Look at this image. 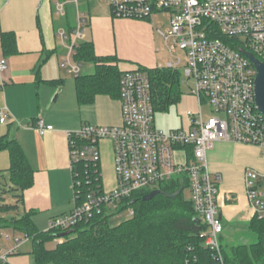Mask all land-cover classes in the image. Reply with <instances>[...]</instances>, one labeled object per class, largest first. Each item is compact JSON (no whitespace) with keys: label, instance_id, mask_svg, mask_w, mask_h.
<instances>
[{"label":"built area","instance_id":"2783aa9c","mask_svg":"<svg viewBox=\"0 0 264 264\" xmlns=\"http://www.w3.org/2000/svg\"><path fill=\"white\" fill-rule=\"evenodd\" d=\"M100 1L110 6L114 17L146 19L155 12L168 14V25L157 29L167 47L168 59L157 67L181 71L180 83L197 96L198 111H187L186 129L158 130L148 74L138 67L123 71L119 80L122 123H84L66 132L72 188L83 185L75 169L78 162L99 170V143L103 140L112 145L115 184L108 189L103 182L90 186L84 200L74 203L69 212L51 218L48 228H72L101 213L103 207L116 208L136 191L185 174L189 199L206 224L203 245L210 252L212 264H226L218 204L221 175L210 171L207 153L216 142H237L257 146L264 159V116L256 107L254 92L256 68L246 54L264 61V0ZM55 10L63 14L65 2H56ZM78 19L70 34L66 29L56 32L66 48L60 65L74 77L81 72V63L74 55L85 26L83 16ZM7 69L6 58L0 57V76ZM204 103L209 107L208 114L203 113ZM10 118L7 106L0 104V125ZM34 127L41 135L53 130L42 119H37ZM188 146L192 148L190 159L184 149ZM243 183L253 217L264 219V172L246 167ZM3 235L0 228V263H8L22 239L15 238L11 245L4 246Z\"/></svg>","mask_w":264,"mask_h":264},{"label":"crops","instance_id":"0c3cea01","mask_svg":"<svg viewBox=\"0 0 264 264\" xmlns=\"http://www.w3.org/2000/svg\"><path fill=\"white\" fill-rule=\"evenodd\" d=\"M60 1L65 2L63 14L55 10V3ZM80 15L85 26L79 43L92 42L97 55L115 56L122 71L159 65L162 39L157 29L168 25V14L163 12H155L146 19L114 17L110 6L100 0H0V33L11 31L17 41V52L8 56L3 55L0 41V57L8 62V69L0 76V104H5L11 115L6 124L0 125V136L15 138L33 168V185L24 191L23 202L15 213L34 211L31 218L39 230H47L51 218L74 206L66 132L77 130L84 123H122L119 99L98 95L90 104H79L74 76L60 65L66 48L56 32L76 28ZM83 68L93 70L89 63L81 64ZM37 119L51 124L53 130L41 135L34 127ZM99 151L102 182L105 188H111L115 179L110 141H101ZM101 155L109 156L112 164V171L106 175ZM8 158L7 151H0V170L7 169ZM207 161L210 171L221 175V244L235 245L229 241L238 233V239L243 241L240 243L256 242V235L247 228L253 215L245 194L243 172L246 167L264 172L260 149L251 144L219 141L208 151ZM15 238L4 234L1 243L9 246ZM8 263L29 264V258L17 249Z\"/></svg>","mask_w":264,"mask_h":264},{"label":"trees","instance_id":"16d2710c","mask_svg":"<svg viewBox=\"0 0 264 264\" xmlns=\"http://www.w3.org/2000/svg\"><path fill=\"white\" fill-rule=\"evenodd\" d=\"M72 30L67 29L69 34ZM0 41L4 56L17 52L13 32L2 31ZM74 59L93 67L92 72L74 77L79 104H90L98 95L119 99V80L123 71L119 69L115 56L97 55L92 42L84 41L79 43ZM138 68L148 74L154 115L157 111H166L178 101L181 95L180 70L157 66ZM184 149L190 159L192 148ZM0 151L8 153L6 171L11 183L8 184L3 170H0V213H15L18 204L23 202L24 191L33 185V168L15 138L0 136ZM75 169L83 180L82 186L73 187L76 205L84 200L90 186L102 184V178L100 168L95 170L84 162H78ZM87 179L90 182L86 183ZM185 189H189L188 177L179 174L153 188L132 193L114 209L103 207L101 213L66 230H39L31 218L32 210L18 217L0 215V228L21 232L31 239L34 264H212L210 252L203 245L202 232L206 224L195 212L189 196H185ZM152 190L159 192L151 199L143 200L142 196ZM7 192L15 196V203H5ZM125 209L132 211L131 217L111 227L108 218ZM247 228L256 235V242L221 244L226 264L264 263V219L252 217ZM55 238L60 240L56 247L46 249L45 243Z\"/></svg>","mask_w":264,"mask_h":264},{"label":"rangeland","instance_id":"374dc122","mask_svg":"<svg viewBox=\"0 0 264 264\" xmlns=\"http://www.w3.org/2000/svg\"><path fill=\"white\" fill-rule=\"evenodd\" d=\"M161 18L165 19V16L162 15ZM178 53L182 54L180 51H178L177 54ZM167 59H168L167 47L165 46V43L162 39L161 51L159 52V62L158 63L164 64L167 61ZM85 64L86 63H84V65ZM90 72H92V70L86 71V69L83 68V69H81L80 73H90ZM69 78H72V77L69 76ZM180 89H181V95L175 104L170 105L166 111H157L155 113L154 124L158 130L168 131L170 129H176V128L186 129L188 127V124H189L187 111H191V112H197L198 111V98H197V96L189 89V87L186 84H181ZM202 110H203L204 114L210 113L209 107L206 103L203 104ZM104 149L106 151H108L106 148H104ZM7 162H8V166H9V158H8ZM101 164H102L103 172L105 173V175L112 171V164H111V161L109 159V156L104 157L103 155H101ZM1 170H3L4 175L6 177V180H7L8 184L10 185L11 183H10L9 178H8L9 177L8 172L6 171V169H1ZM184 194L186 197H188V190L187 189H185ZM4 201H5V203H8V204L15 203V196L12 194V192H7L4 195ZM0 215L6 216V217H9V216L18 217L21 215V213H13V212L12 213H0ZM130 217H131L130 210L125 209L123 211H120L118 213L111 215L108 218V224L111 227H114V226H117L118 224H120L121 222L127 220ZM3 233L5 235H9L11 238H13V236L17 237V238H21L22 240L19 243L17 249L20 252H22L28 256L29 264H34L33 256L31 254V251H32L31 239L26 238L25 235L21 232H18V231L15 232L13 230H9L6 228L3 229ZM242 235L244 236L245 233H242ZM240 236H241V233H238V234L232 236L229 242L231 244H238L240 242H243L241 238L238 239ZM59 242H60V240L58 238L50 240V241L45 243V248L46 249H53L56 247V244ZM227 244H229V243H227Z\"/></svg>","mask_w":264,"mask_h":264},{"label":"water","instance_id":"95a60500","mask_svg":"<svg viewBox=\"0 0 264 264\" xmlns=\"http://www.w3.org/2000/svg\"><path fill=\"white\" fill-rule=\"evenodd\" d=\"M250 60L254 63L256 68V76H255V103L257 109L264 116V61H261L251 55L250 53H246ZM158 190H152L149 193L142 196L143 200L151 199L154 194L158 193ZM62 235H65L63 233ZM60 237V236H58Z\"/></svg>","mask_w":264,"mask_h":264}]
</instances>
